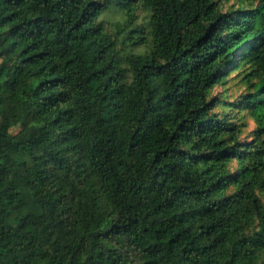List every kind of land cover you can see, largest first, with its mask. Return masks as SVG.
I'll return each mask as SVG.
<instances>
[{
	"label": "trees",
	"instance_id": "obj_1",
	"mask_svg": "<svg viewBox=\"0 0 264 264\" xmlns=\"http://www.w3.org/2000/svg\"><path fill=\"white\" fill-rule=\"evenodd\" d=\"M237 3L0 0V264H264V0Z\"/></svg>",
	"mask_w": 264,
	"mask_h": 264
},
{
	"label": "rangeland",
	"instance_id": "obj_2",
	"mask_svg": "<svg viewBox=\"0 0 264 264\" xmlns=\"http://www.w3.org/2000/svg\"><path fill=\"white\" fill-rule=\"evenodd\" d=\"M223 4V9H228L233 6L237 8V0H220ZM137 22H144L148 16V12L143 10H138ZM106 22L108 29H113V22L122 21L124 14L121 10L115 6L109 7L107 10L102 12L99 17ZM242 69H229L226 73L225 81L222 84L216 85L211 92L212 96L217 97L221 101H225L224 105L217 104L215 107L216 111L227 112L233 116V119L243 123V133L242 137L249 138L251 130L254 128V122L250 116L245 111H238L236 107H233V102L238 99V96L241 93H244L246 90V85L242 80ZM5 103H9V100L5 97ZM230 104H232L230 106ZM19 130V127H14L11 129L12 133H16ZM235 166V163H233ZM264 201V194L261 195Z\"/></svg>",
	"mask_w": 264,
	"mask_h": 264
}]
</instances>
